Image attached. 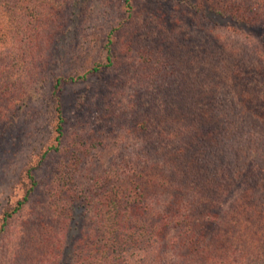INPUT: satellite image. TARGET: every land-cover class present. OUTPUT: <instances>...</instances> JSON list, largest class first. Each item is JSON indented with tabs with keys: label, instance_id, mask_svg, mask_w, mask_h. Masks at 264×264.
Returning a JSON list of instances; mask_svg holds the SVG:
<instances>
[{
	"label": "trees",
	"instance_id": "trees-1",
	"mask_svg": "<svg viewBox=\"0 0 264 264\" xmlns=\"http://www.w3.org/2000/svg\"><path fill=\"white\" fill-rule=\"evenodd\" d=\"M74 1L0 0V136H18L28 124L18 114L47 88L35 108L46 100L49 110L39 165L26 169L23 196L0 213V246H11V264H264V0L190 3L201 25L186 39L192 58L187 92L159 85L160 114L146 113L133 125L140 133L137 160L122 154L76 195L70 186L78 184L76 171L90 148L69 145L62 92L118 66L113 32L128 22L118 21L95 45L84 40L72 55L68 42L58 46ZM133 2L120 0L116 11L134 18ZM236 37L238 45L232 44ZM69 50L63 69L56 67ZM142 64L144 79L168 69L178 73L176 65L151 55ZM114 109L106 110L108 117ZM63 150L67 166L55 167L42 188L37 170ZM42 189L45 207L24 222L40 238L31 235L32 245L21 246L24 233L5 236ZM83 194L80 219L91 212V225L73 240L70 223ZM23 250L28 259L20 260Z\"/></svg>",
	"mask_w": 264,
	"mask_h": 264
},
{
	"label": "rangeland",
	"instance_id": "rangeland-1",
	"mask_svg": "<svg viewBox=\"0 0 264 264\" xmlns=\"http://www.w3.org/2000/svg\"><path fill=\"white\" fill-rule=\"evenodd\" d=\"M84 1H74L69 7L71 24L67 25L66 35L58 49H61V44L65 45L68 42L67 49L72 50V55H75L77 47L84 45V40L88 42L85 45H95L109 28L118 26V21L126 19L128 24L125 28L114 30V37L112 35L117 47L114 55L118 66L95 74V78L91 81L69 83L70 85H66L62 92L63 116L67 124L66 138L69 145L72 148H90L85 159L78 165L76 171L78 184L70 186L73 195L82 189L89 190L93 179L108 171L122 154L126 158L137 160L138 154L136 155L135 151L140 133L134 132L133 125H137L142 115L146 113L152 116L160 114L158 98L162 93L160 91L164 89H160L159 85H169L167 90L170 92L177 91L176 86L187 92L186 70L190 69L192 58L186 39L189 40L191 29L199 28L201 25L199 19L194 17V9L190 5L194 0H190L189 3L184 0H134V9L131 11L134 18L133 15L129 17L127 14L121 16L116 11L119 9L120 0ZM250 39L260 46L261 42L257 36ZM238 41L240 40L236 37L232 40V44L238 45ZM129 44L131 48L127 49ZM70 50L68 58H62L63 64L60 60L56 62V67L63 69V65L70 59ZM55 54L54 51L53 55ZM148 55L176 65L178 73L174 74L168 69L160 72L154 80L144 79L142 58ZM99 57L102 58V54ZM167 74L169 76H166ZM162 80L167 81L161 82ZM37 87L40 88V84ZM47 90L48 88L35 101L33 107H26L18 114V120L21 121L26 117L28 124L22 125L21 129L16 131L18 136L15 139L4 141L0 136V213L7 205H13L23 196L28 182L26 169L39 165L40 149L43 151L47 147L49 110L46 100L43 106L35 108L36 104L43 100ZM114 106L116 113L113 117H108L109 112L106 110ZM38 111H42L45 116L36 114ZM76 139L84 144L78 145ZM65 154L63 150L41 163L37 177L42 183V188L56 175L55 167L60 169L67 166ZM142 158H144L143 154ZM42 193L43 189L31 200L33 203L12 221L5 237L9 235L17 237L24 233L20 245L25 243L26 247H30L33 243L31 235L40 238L37 232L33 233L36 229L25 228L24 222L29 216L35 215L41 207H45L44 194L40 197ZM83 201L84 194L75 204L77 207L74 211L75 219L70 223L72 230L70 238L73 240L79 237L82 228L91 225L89 222L91 212L85 217V221L82 222L80 219L85 211V207L81 205ZM81 223H84V227ZM172 237L169 236L168 240ZM3 246L5 249L0 246V264H11L13 257L11 246L6 244ZM172 251L174 249L170 251L171 254ZM27 255L28 253L23 250L20 260L28 259ZM171 256L175 257V255Z\"/></svg>",
	"mask_w": 264,
	"mask_h": 264
}]
</instances>
